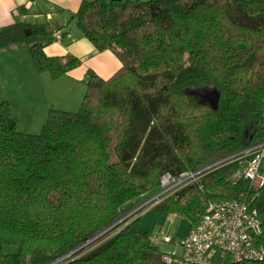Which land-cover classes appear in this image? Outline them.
Returning <instances> with one entry per match:
<instances>
[{
	"label": "trees",
	"instance_id": "1",
	"mask_svg": "<svg viewBox=\"0 0 264 264\" xmlns=\"http://www.w3.org/2000/svg\"><path fill=\"white\" fill-rule=\"evenodd\" d=\"M73 18L122 66L110 78L90 70L81 107L51 109L39 133L20 131L0 101V264H180L141 229L147 206L86 254L70 252L157 194L163 174L199 171L263 139L264 0H83ZM52 37L17 21L0 27V48L25 42L36 69L59 78L81 60L49 55ZM205 87L220 91L218 108L192 92ZM238 168L210 167L153 208L193 226L211 201L242 195L264 225V185L256 191Z\"/></svg>",
	"mask_w": 264,
	"mask_h": 264
},
{
	"label": "crops",
	"instance_id": "2",
	"mask_svg": "<svg viewBox=\"0 0 264 264\" xmlns=\"http://www.w3.org/2000/svg\"><path fill=\"white\" fill-rule=\"evenodd\" d=\"M82 2L0 0V27L17 21L43 23L53 36L44 46L49 55L73 54L81 60L68 74L53 78L49 71L36 69L25 42L0 48V101L7 99L11 102L20 131L41 132L53 108L78 110L87 91L84 78L90 70L105 78L110 74L113 76L121 68L117 67L122 61L113 50L97 49L77 24L72 25V21H76L74 13ZM45 16L46 21L43 22L41 18ZM50 21L54 23L48 26ZM57 34H61V38Z\"/></svg>",
	"mask_w": 264,
	"mask_h": 264
},
{
	"label": "built area",
	"instance_id": "3",
	"mask_svg": "<svg viewBox=\"0 0 264 264\" xmlns=\"http://www.w3.org/2000/svg\"><path fill=\"white\" fill-rule=\"evenodd\" d=\"M57 36L61 38V34ZM262 113L264 116V107ZM230 162H237L239 165L235 174L237 178L250 180L254 189L259 190L264 185V137L199 171H186L179 177L171 173L163 174L162 189L152 196L150 202H159L185 184L197 181L210 167ZM166 240L172 241L168 237ZM158 241L162 243L161 240ZM177 246L178 252L167 251L164 254L165 260H177L180 264H226L229 260L234 263L264 261V225L258 211L242 195L215 199Z\"/></svg>",
	"mask_w": 264,
	"mask_h": 264
},
{
	"label": "rangeland",
	"instance_id": "4",
	"mask_svg": "<svg viewBox=\"0 0 264 264\" xmlns=\"http://www.w3.org/2000/svg\"><path fill=\"white\" fill-rule=\"evenodd\" d=\"M41 20L43 22L46 21V16L44 18H41ZM52 21H50L51 23H48V26L54 23ZM75 24H76V21L73 20L72 25H75ZM121 65L122 64L120 62L117 68L119 69ZM111 75L112 74H110L109 76L105 78H109ZM196 95L200 99V96H198V94ZM156 203L157 202L152 201L144 206H141L143 204L142 203L136 208H134L133 210H131L130 212H127L121 215L120 221L127 219L133 213L135 214L147 206L142 212H140V215H142L141 220H140L141 229L144 231H148L152 237L158 240H161L163 243V247L167 251L178 252L179 248L177 246V243H179L182 239H184L188 235L192 227L191 222L189 218L184 214L178 215L174 213L164 218L163 214H161L155 208H153V206ZM105 233L99 235L95 239L88 242L84 247H82L79 250L78 256L86 254L90 250L99 246L104 241L108 240L111 237V235L107 236ZM167 237L171 239L172 241H167L168 240V239L166 240ZM17 250H18V246L13 245V244H5L3 246L4 252H15ZM226 264H250V263L248 262L234 263L233 261L229 260L226 262Z\"/></svg>",
	"mask_w": 264,
	"mask_h": 264
},
{
	"label": "water",
	"instance_id": "5",
	"mask_svg": "<svg viewBox=\"0 0 264 264\" xmlns=\"http://www.w3.org/2000/svg\"><path fill=\"white\" fill-rule=\"evenodd\" d=\"M47 36L44 35H40L39 39L40 40H44ZM192 92H194L195 94H198V96H200V101L202 103H206L209 104L211 107L213 108H218L219 103H220V97H221V93L217 88H209V87H205L203 89H197V90H193ZM154 197V196H153ZM153 198L151 197L149 200L145 201L141 206H144L146 204H148ZM119 221L115 222L113 225L109 226L108 228H106L105 230H103L102 232H100L99 234H97L95 237H93L92 239H90L89 241L85 242L84 244H82L81 246L77 247L76 249H74L73 251H71L70 253H74L79 251L82 247H84L88 242H90L91 240L95 239L96 237H98L99 235L107 232L111 227H113L114 225H116L117 223H119Z\"/></svg>",
	"mask_w": 264,
	"mask_h": 264
}]
</instances>
